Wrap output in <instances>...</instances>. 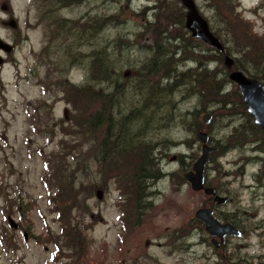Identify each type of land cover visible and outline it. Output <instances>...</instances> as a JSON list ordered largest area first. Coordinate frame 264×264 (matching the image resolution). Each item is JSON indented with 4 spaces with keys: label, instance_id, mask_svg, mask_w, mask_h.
I'll list each match as a JSON object with an SVG mask.
<instances>
[{
    "label": "rangeland",
    "instance_id": "obj_1",
    "mask_svg": "<svg viewBox=\"0 0 264 264\" xmlns=\"http://www.w3.org/2000/svg\"><path fill=\"white\" fill-rule=\"evenodd\" d=\"M195 1L212 29L224 39L230 55L234 59L241 57L236 50L239 40L232 38L228 24L215 12L210 0ZM155 3L162 9L147 8ZM234 5L244 23L242 31L252 29L263 35L264 0H239ZM181 6V0H80L73 6L51 11L54 6L44 0H39V7L33 0H0V264H192L191 253L183 248L182 228L206 201L205 193L193 190L184 177L202 154L203 142L195 128L206 130L217 144L224 140L206 166L209 183L221 179L226 187L243 192L246 188H241V184L247 185L253 174L263 173L260 160L250 162L247 158L254 153L244 146L236 148L229 141L235 128L246 124L244 99L227 73L225 60H211L214 51L202 43L191 41L199 51L185 46L188 37L177 13ZM51 14L72 21L119 15L121 21L104 28L93 42L107 46L116 62L118 77L127 83L125 92L119 94L118 104L125 111L141 103L139 98L143 95L141 87H137L140 81L136 72L145 59L154 56L152 47L157 43L163 44L162 51L167 50L168 42L172 49L176 47L175 57L181 58L178 64L183 70L203 63L208 69L205 78L220 85L217 96L206 94L201 98L194 82L190 92L178 89L162 105L157 116L163 127L152 134L165 175L149 184L152 194L142 197L137 209L136 203L129 204L133 193L120 188L114 179L99 195L94 192L87 196L89 207L77 208L71 213L73 220L80 223L83 239L78 253L65 246L66 233L62 230V221H58L59 213L53 210L54 193L44 184L46 159L61 152L70 178L79 183L100 178L96 161L89 155L90 143L78 136L81 146L75 148L72 131L60 127L64 121L68 129L72 106L52 84L57 79L55 75L49 77L51 69L56 70L55 54L63 51L59 40L50 45V50L45 49L52 37L47 32L53 19ZM165 28L167 36L162 38L159 33ZM90 42L83 39L77 44ZM90 49L85 48L84 53ZM262 63L240 60V65L252 71L251 77L256 78L254 75L258 74L257 79L264 82ZM67 66L61 68L63 76ZM84 70V67H75L67 74L73 81H81L86 76ZM102 87L108 89L106 83ZM234 106L239 110L231 115ZM207 113L211 114L209 124L203 121ZM137 128L134 125L133 129ZM147 136L148 140L152 139L150 134ZM172 172L179 177L173 178ZM181 177L186 182L182 183ZM53 186L56 193L57 185ZM128 214L131 223H128ZM58 239L64 250L56 246ZM194 248L202 251L201 246Z\"/></svg>",
    "mask_w": 264,
    "mask_h": 264
},
{
    "label": "trees",
    "instance_id": "obj_2",
    "mask_svg": "<svg viewBox=\"0 0 264 264\" xmlns=\"http://www.w3.org/2000/svg\"><path fill=\"white\" fill-rule=\"evenodd\" d=\"M33 2L39 7V0H33ZM79 2L80 0H44V3L54 6L51 11L73 6ZM210 3L215 7V12L228 24L226 27L232 38L235 37L239 40V46H236V50L241 57L235 59L234 69H243L248 75L253 76L248 66L240 65V60L244 58L247 62L261 65L264 60V34L258 35L252 29L242 31L244 23L238 18L239 14H237L238 12H236L232 0H210ZM184 7L182 4V9H179L177 13H180L184 35L186 38L188 37L185 46L194 47L195 50H198L197 45H192L191 41L207 45L210 50L214 51L210 59L223 62L225 56L230 55L231 52L220 33L214 31L211 27L215 35L225 45V51H220L203 40L192 37L190 31L184 25L186 13ZM147 8L162 9L161 5H157V3ZM50 17L53 19L48 24L47 32L52 37L49 46L45 49L50 50V45L59 40V46L63 51L55 54L54 65L56 70L51 69L49 77L55 75L54 77L57 79L52 84L57 87L59 92H62L64 99L72 106L70 123L69 126L67 125L68 129H65L64 121L60 123V127L62 130L72 131L71 134L75 136V148L81 146L78 142V136L90 143L89 155L96 161L97 176L100 178L97 181L79 183L77 179L70 178L65 156L61 152L50 159H46L47 167L44 169V184H46L51 194L54 193L53 204L56 205L53 210L55 209L59 213L58 221H62V230L64 234L66 233V239H63L65 246L67 248L70 246L67 250L70 249L72 252L78 253V246L83 242V239L80 223L73 220L71 213L76 211L77 208L89 207L87 196H92L94 192L99 195L101 189H106L109 181L114 179L116 183H119L120 188L128 189L133 193L130 196L129 204L136 203L135 208L137 209L141 205L142 197H148L152 194V191L149 192V184L165 175L160 166L159 156L155 151L157 147L152 134L154 130L162 126L160 124L162 121L157 116L162 105L167 104L171 95L178 89H184L181 92H190L194 82L195 86L199 87V93H196L201 98L206 94L217 96L220 85L205 78L208 69L203 66V63H197L199 67H203L201 69L197 66L183 70L178 64L181 58L177 59L175 57L176 47L172 49L170 42L167 41L168 43L165 42L168 44L166 46L167 50L162 51L163 44L157 43L152 47L154 56L145 59L138 68V73L136 72L140 81L137 82V87H141V95H143L142 98H139L141 103L125 111V108L121 109L118 104L120 102L119 94L125 92L127 83H122L121 77H118L119 71H117L116 62L113 61L112 53L107 50V46L98 45L97 41L93 42L104 28L121 21L119 15L94 16L84 21H72L53 14ZM248 24L249 22L245 23V28ZM166 32L167 29L165 28L159 34L162 35V38H165L167 36ZM83 39L92 40V42L85 45L77 44ZM85 48L91 49L88 53H84ZM200 51L205 52V49H200ZM204 57H207V55H204ZM66 65H68L66 74L63 76L61 68ZM262 65L264 68V62ZM75 67H84L86 76L83 80L73 81L68 76L67 73ZM227 73H230L229 69ZM254 76L260 78L258 74ZM105 83L108 89L111 90L110 92L102 87V84ZM191 91H194V89ZM203 108L206 109L207 107L204 106ZM147 110L148 114L146 113ZM194 114H197V110ZM134 125L138 126L136 130L133 129ZM196 129L195 131H199ZM147 134H150L152 139L148 140L147 137L149 136ZM229 147L222 146L225 149ZM180 163L184 164L182 156L180 157ZM52 170H54V173H52ZM167 174L169 175V173ZM170 175L173 178L178 176L174 172ZM181 179L182 183L186 182L183 177ZM53 184L57 185L56 193L53 192ZM127 220L128 223H131L130 214H128ZM59 241L60 239L56 241V246L60 250H64L65 248ZM76 253H73V256L77 257Z\"/></svg>",
    "mask_w": 264,
    "mask_h": 264
},
{
    "label": "flooded vegetation",
    "instance_id": "obj_3",
    "mask_svg": "<svg viewBox=\"0 0 264 264\" xmlns=\"http://www.w3.org/2000/svg\"><path fill=\"white\" fill-rule=\"evenodd\" d=\"M236 1L239 0H232L234 4ZM212 110L218 112V109ZM235 110L239 108L232 107L231 115H235ZM244 114L246 124L236 127L228 138L234 147L244 146L254 153L247 158L250 162L260 160L263 173L253 174L249 184H241V188H246L243 192L226 187L221 179L209 183L205 174V187H211L215 192L207 194L205 190H200L205 193L206 201L197 210L212 209L214 218L224 227L216 228L214 233L207 231L205 220L196 215L197 210L194 218L185 221L182 228L185 240L183 248L191 253L192 264H264V129L255 123L247 105ZM200 131L207 132L202 128L198 133ZM208 135L209 145L214 149L210 153L211 158V154L218 151L220 143L217 144L215 138ZM244 192L245 195L241 194ZM217 197H224L226 201L220 203ZM196 246H201L202 251L198 252L194 248Z\"/></svg>",
    "mask_w": 264,
    "mask_h": 264
},
{
    "label": "water",
    "instance_id": "obj_4",
    "mask_svg": "<svg viewBox=\"0 0 264 264\" xmlns=\"http://www.w3.org/2000/svg\"><path fill=\"white\" fill-rule=\"evenodd\" d=\"M181 2L186 8L185 26L190 31L192 37L203 40L208 45L220 51H225V45L219 37L215 35L209 21L200 13L196 1L181 0ZM6 48L8 49V47ZM234 63V58L230 55H226L225 64L231 70L229 74L230 79L238 85L240 93L246 102L248 111L254 117L255 123L264 129V82L255 77L248 76L241 70H234ZM210 117V114H205L203 116V121L209 123ZM198 136L203 142L202 154L193 164V168L185 173V177L191 183L193 190H205L207 194H213L215 192L213 188L205 187V167L209 162L210 153L214 149L209 145V135L207 132L200 131ZM217 199L220 203L226 201L224 197H217ZM196 215L205 220L206 228L209 232L214 233L216 228L223 229L224 227L214 218L212 209L210 208L199 209Z\"/></svg>",
    "mask_w": 264,
    "mask_h": 264
},
{
    "label": "bare ground",
    "instance_id": "obj_5",
    "mask_svg": "<svg viewBox=\"0 0 264 264\" xmlns=\"http://www.w3.org/2000/svg\"><path fill=\"white\" fill-rule=\"evenodd\" d=\"M242 71V70H241Z\"/></svg>",
    "mask_w": 264,
    "mask_h": 264
}]
</instances>
